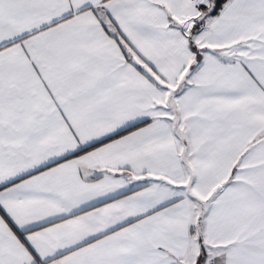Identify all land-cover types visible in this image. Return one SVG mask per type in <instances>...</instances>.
Listing matches in <instances>:
<instances>
[{"label": "snow or ice", "instance_id": "6c2138e0", "mask_svg": "<svg viewBox=\"0 0 264 264\" xmlns=\"http://www.w3.org/2000/svg\"><path fill=\"white\" fill-rule=\"evenodd\" d=\"M0 264H264V0H0Z\"/></svg>", "mask_w": 264, "mask_h": 264}]
</instances>
